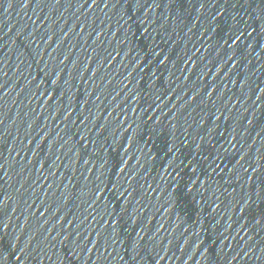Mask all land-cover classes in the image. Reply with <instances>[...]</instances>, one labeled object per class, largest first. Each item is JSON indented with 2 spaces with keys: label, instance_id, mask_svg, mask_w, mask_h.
<instances>
[{
  "label": "water",
  "instance_id": "water-1",
  "mask_svg": "<svg viewBox=\"0 0 264 264\" xmlns=\"http://www.w3.org/2000/svg\"><path fill=\"white\" fill-rule=\"evenodd\" d=\"M0 264H264V0H0Z\"/></svg>",
  "mask_w": 264,
  "mask_h": 264
}]
</instances>
